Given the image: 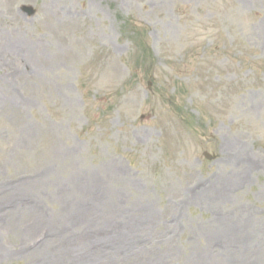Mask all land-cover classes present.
Wrapping results in <instances>:
<instances>
[{
    "label": "rangeland",
    "instance_id": "obj_1",
    "mask_svg": "<svg viewBox=\"0 0 264 264\" xmlns=\"http://www.w3.org/2000/svg\"><path fill=\"white\" fill-rule=\"evenodd\" d=\"M0 264H264V0H0Z\"/></svg>",
    "mask_w": 264,
    "mask_h": 264
},
{
    "label": "water",
    "instance_id": "obj_2",
    "mask_svg": "<svg viewBox=\"0 0 264 264\" xmlns=\"http://www.w3.org/2000/svg\"><path fill=\"white\" fill-rule=\"evenodd\" d=\"M22 11H24L28 16H31L33 15L34 13V10L31 8V7H27V6H24L22 7ZM204 155L207 157V158H211L209 155H207L206 153H204Z\"/></svg>",
    "mask_w": 264,
    "mask_h": 264
}]
</instances>
